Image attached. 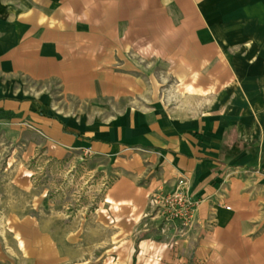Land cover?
<instances>
[{
  "label": "rangeland",
  "instance_id": "1",
  "mask_svg": "<svg viewBox=\"0 0 264 264\" xmlns=\"http://www.w3.org/2000/svg\"><path fill=\"white\" fill-rule=\"evenodd\" d=\"M0 48L1 264H112L108 189L135 154L154 153L138 145L158 132L150 125L235 102L224 73L242 78L264 134V0H0ZM34 114L90 139L55 155ZM168 193L141 218H152L142 229L153 261L194 264L202 236L217 253L264 255V208L228 211L221 189L215 207L233 222L203 225L196 200L183 226L154 202Z\"/></svg>",
  "mask_w": 264,
  "mask_h": 264
},
{
  "label": "crops",
  "instance_id": "2",
  "mask_svg": "<svg viewBox=\"0 0 264 264\" xmlns=\"http://www.w3.org/2000/svg\"><path fill=\"white\" fill-rule=\"evenodd\" d=\"M226 65L230 67L228 62ZM221 77L226 85L233 83V86L229 84L227 92L237 95L235 102L230 99L227 102L225 98L223 107H211L201 113L198 106H182L176 117H168L164 125H150L148 130L154 127L158 132L146 135L138 145L154 153L135 154L129 159L125 174L108 189L102 205L113 221L111 242H114V249L109 256L114 259L112 264H160L153 261L157 255L148 251L150 235L146 236L148 231L142 229L152 221V218L141 220L152 210L148 205L151 195L186 188L191 197L200 201L198 222L210 225L216 219L222 225L234 221L230 213L217 209L215 201L221 189L227 192L224 201L231 204L226 208L228 211L241 205L248 209L264 208V175L259 172L264 166L263 115L257 104L251 105L239 75L224 73ZM198 93L188 95L191 99L208 97L207 91ZM16 109L23 107L19 105ZM33 121L47 133L55 155L76 148L78 140L90 139L63 134L57 124L36 114ZM252 194L258 196L250 200L247 196ZM106 199L111 205L104 204ZM232 222L225 233L232 229ZM216 241L225 247V234ZM213 244L214 240L207 236L197 241L194 264H264V255H253L246 250L217 253ZM2 257L0 252V264ZM43 264L50 262L44 260Z\"/></svg>",
  "mask_w": 264,
  "mask_h": 264
},
{
  "label": "built area",
  "instance_id": "3",
  "mask_svg": "<svg viewBox=\"0 0 264 264\" xmlns=\"http://www.w3.org/2000/svg\"><path fill=\"white\" fill-rule=\"evenodd\" d=\"M154 199L162 216L174 221L177 220L183 226L191 223L198 206V201L192 198L184 188L179 187Z\"/></svg>",
  "mask_w": 264,
  "mask_h": 264
},
{
  "label": "trees",
  "instance_id": "4",
  "mask_svg": "<svg viewBox=\"0 0 264 264\" xmlns=\"http://www.w3.org/2000/svg\"><path fill=\"white\" fill-rule=\"evenodd\" d=\"M12 118H13V114L12 113H10V112L6 113L5 119H12Z\"/></svg>",
  "mask_w": 264,
  "mask_h": 264
}]
</instances>
